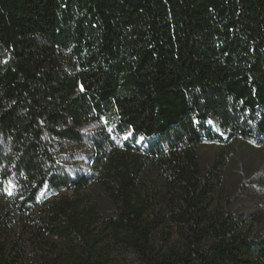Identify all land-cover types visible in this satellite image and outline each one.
<instances>
[{
	"label": "trees",
	"instance_id": "16d2710c",
	"mask_svg": "<svg viewBox=\"0 0 264 264\" xmlns=\"http://www.w3.org/2000/svg\"><path fill=\"white\" fill-rule=\"evenodd\" d=\"M232 140L264 144V0H0V264H107L96 205L51 198L92 182L137 264H264V231L204 206L196 148ZM145 167L198 216L176 246L151 243Z\"/></svg>",
	"mask_w": 264,
	"mask_h": 264
},
{
	"label": "rangeland",
	"instance_id": "374dc122",
	"mask_svg": "<svg viewBox=\"0 0 264 264\" xmlns=\"http://www.w3.org/2000/svg\"><path fill=\"white\" fill-rule=\"evenodd\" d=\"M196 152L202 174L213 173L220 176V185L211 194L208 203L204 204L209 214L217 217L220 214L242 216V230L247 236L253 238L262 235L264 144L255 145L245 140L203 142L196 148ZM79 153H89V150L81 149ZM157 174L154 168L145 167L137 178L135 194L145 207V220L151 224V243L160 250L178 245L183 238L192 235L191 229L197 230L199 226L196 213L189 214L183 211V206L169 203L174 194L167 190L168 187ZM61 196L71 199L81 211L92 204L96 205L98 221L93 229L101 231L104 241L109 245L107 264H137V256L131 249L117 243L112 236H106L109 234L105 230L104 220L112 214L113 205L97 182H92L79 191L64 189L51 198L58 199ZM179 216H183L182 220H176ZM188 217L189 221L184 219Z\"/></svg>",
	"mask_w": 264,
	"mask_h": 264
}]
</instances>
